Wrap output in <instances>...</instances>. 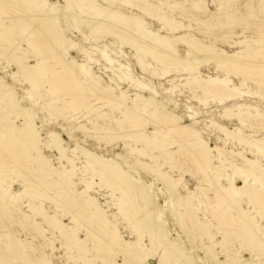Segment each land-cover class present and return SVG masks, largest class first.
<instances>
[{"label": "rangeland", "instance_id": "rangeland-1", "mask_svg": "<svg viewBox=\"0 0 264 264\" xmlns=\"http://www.w3.org/2000/svg\"><path fill=\"white\" fill-rule=\"evenodd\" d=\"M65 1L69 2L70 7L74 8L73 3L70 2V0H55L53 7L55 8V13L57 14L59 19L58 21L61 28L64 30L66 38L71 40L73 43L72 47L70 48V53L74 61H76L78 64H87L92 69L93 74L96 77L101 78L103 82L113 85V87H117L118 83L122 91L125 92L130 99H135L134 94H141L146 97L155 98L159 103L168 108L169 111L179 116L186 126L200 132L204 141L208 142L212 149L218 146L220 148H225L227 151H234L236 153L239 152L242 154L244 153L245 155L243 154V156L249 159H258L264 166L263 155H257L255 152L256 150L248 147L247 145H239V141H233L230 139L228 140L227 136L222 131L211 124L213 121L232 131L235 129H242L245 139H248L249 141L252 139L264 138V130L254 127L255 122H252V124H254L252 125L253 128L251 125L242 127V124L238 119L227 120L220 117L221 115H224V112L227 108L231 109L232 107L233 110H236L235 105L242 104L257 107L264 113V83L262 82V78L259 77L255 71L250 69L247 71H236L238 72L237 75L231 74L230 76L234 82V85L243 91L250 92V96H245L242 98V100H225L224 102H220L218 99L210 96H208V98L207 95H204L200 87H197L198 83L194 82L192 77L198 76L200 79H207V77L210 76H220L227 78L228 74L221 72L217 66L218 59H214L209 63H196L197 65L193 62V65L198 66V68H196V74L191 73L190 71H183V69L175 71L174 68L165 67L155 61V59H153L155 56L154 53L138 55L137 51L135 52V49L131 46V44L128 43V45L124 43L123 45L121 40L118 38L116 39V37H113V35H106L107 33L102 32L100 27V29L98 28L96 32H94V30L92 32L91 27L94 26V21L91 20V22L84 17L86 20L85 22L78 10L73 9L74 12L77 13V16H75L72 12L67 11L68 5ZM97 1L103 6L115 12L118 11V13H122L127 17H139L143 22H145V25L149 30L158 32L160 35L170 38L173 41V45L177 50V53H179L181 56L185 57L189 47L187 46L188 44H186L187 42L178 41L177 38L184 34H191L192 37L194 36L192 39L195 38L196 40H200L203 44L213 49L214 53H226L230 56L234 55L235 53H239V56L241 55V57H249L248 55L245 56L246 54H249L250 56L253 55V57L259 59L258 61L260 63L264 62V0H130L132 6L124 2L111 5L112 3H104L102 0ZM155 8L157 9L155 10ZM1 11L0 16H2V23L6 26H14L13 34L16 35V41L20 43L23 49H26V51L29 52L30 63L32 65H37V63L41 60L36 56L34 47L28 44V38L23 35L24 32H21L20 28L16 25L13 12L11 13L4 9ZM9 14L13 17H10ZM4 17H6V19ZM161 18L166 19L167 21H172L171 26L167 24L165 25L163 22L161 23ZM228 21H231V23L227 24ZM88 24L92 26L90 27ZM175 27L178 29L176 30ZM260 41L261 43H259ZM4 44H6V42L3 43L2 41L1 43L0 38V47L2 46L3 48ZM66 44L67 42H65V45ZM258 44H260V46ZM258 48L260 50H258ZM257 51L258 53L259 51L260 53L263 52V54H254L255 52L257 53ZM105 55H109V57L112 58V61ZM261 57L263 58L261 59ZM47 60L50 65H55L52 58ZM166 70H169L170 72L168 73ZM0 76L4 78L7 83L14 86V89L18 94L19 104L22 107H30L36 112V122L44 142L47 141L50 133L58 132L62 135V138L64 139V146L69 151L74 149L79 143L81 146L93 153H97L105 158L115 159L123 165L126 171H129L137 179L142 178L148 184H153L156 190L155 195L158 198V206L161 210V215L164 217L167 223L169 234L181 241L185 248L192 252V254L197 259L198 264H208V259L205 255V252L208 249L213 250L221 261H225V253L227 251L225 249H231L230 247H232L231 250L236 253L240 251L237 254H239V258L241 259L242 263L247 261L251 262L252 264H264V257H257L259 255V251L256 249L253 250L243 241L245 234L241 230V227H239L241 222L237 219V216L232 211H227L225 206H223L220 201L218 202L217 198L215 197V192L209 189L208 183L206 181H203L205 180V176L203 173H201V171H199L195 160L191 156V150H188L189 148L186 149V147H180L178 145L170 147V151L173 152L172 159L175 158L174 163L177 161L176 164H178V166L175 165L176 169L174 170L170 168V164H164L163 160L159 162L162 170L172 176L175 180H179L180 177L183 176L180 183V195L184 199L187 197H192V200L197 207L196 213H194L195 215L188 214L185 210L186 208L184 206V202L181 207L182 209L180 208L176 212V215H174L169 208V206H171L169 194L160 184L156 183L153 177L146 175L139 167L134 165L136 158L147 163H150V161L145 160L136 153L131 152L129 145H134L131 140H116L108 144L106 141H97L91 138L90 136L95 135L96 127L91 124L90 120H94L95 116L92 115L87 117L83 109L80 108L75 110L69 105H65V102L69 103L71 100V96L69 95H60L57 100V105L61 108H65L64 118L63 115L57 112H51L50 109H48V106L44 105L45 102H42V100L39 98L40 95H43L44 99H47L48 102H53L52 100L55 101L53 94L49 93L50 87L46 84L44 85V81H40L39 87H41L38 89L39 91H33L31 88L32 86L27 83L23 77L18 75V69L16 66L13 63L9 64L7 60L1 56V54ZM244 76H247V78ZM111 78L117 83L111 84ZM139 83L146 85L148 88L144 89L142 85L138 86ZM194 83H196L197 86ZM54 90L56 92L59 91L58 88ZM54 90L52 89V92H55ZM32 97L33 99H30ZM92 104H95L96 108L103 106V108L100 109V113L102 114L105 112L108 114V118L106 117L102 121H99L101 126L104 127L105 125V128L111 126L109 123L106 124L111 118L123 119L119 112L112 111L110 107H104L100 101L94 100ZM11 119L15 120L14 117ZM16 124L19 127H23L22 121H16ZM82 126H85L88 130H90V132L80 129ZM124 127L123 129H120V127L116 125L114 127V124H112L111 128L115 130V133H122V130L125 131ZM146 129V133L153 135L152 133L154 129L152 126L149 125ZM0 133L8 134V129H6L4 126L0 127ZM101 135L105 137V131H101ZM12 141H16L17 143L15 142L13 146ZM9 144L7 148H9V153L11 151V155H5L4 161H6V163L9 162L12 157H15L14 152L16 157L22 154L23 156L21 155L19 158L23 160L26 158L24 153H21L22 145L19 141H17V139L11 140ZM41 149L43 157L50 161L51 166L58 168L55 170L58 172L61 169H63L61 171H64V169L67 171L71 170L66 162H61L59 160V155L56 151L45 146H42ZM75 156L72 158L75 159L76 165L80 167L82 171L71 173L74 176L73 182H76L75 184L77 192L81 193L85 190V184L80 181V177H82L84 180H86V182L90 183V195L96 198L99 205L107 211V218L109 221H111V223H114L117 226L122 237L127 241L138 243V248L144 247L146 255L143 256L141 263L159 264L160 258L158 256H155L152 262L149 261L151 255L154 254V251L157 253L160 252V248L158 246H152V244H150L151 241L149 239V231L147 229L144 230L142 236V232L139 229L130 227L129 221H135V218L133 217L134 208L131 207V203L135 202L136 207H139L140 205L142 206V203L139 202V200L134 201L135 198L133 197V193L123 197V195L118 190L114 191L112 188L111 190L110 186L102 181L101 176L98 174V176L96 175V172L94 173V171L91 170L84 171L85 168L83 167L85 164L83 160H85V158L81 155V153H78ZM231 161H233L235 164L238 163L239 166L244 163L239 157L231 158ZM33 164V167L37 168L38 164L35 165V163H32V165ZM19 167V169L11 170L12 172H10L12 174L10 172H6L7 174L3 172V176L0 174V178L3 180L2 186L8 190L11 196L18 197L25 190L26 184H24V179L26 178H23L22 175L24 170L29 173L27 178L29 185H32L31 181H34L47 186L49 184L52 185V181L54 180L55 182H53L50 190L52 193H57L58 190L60 191V187H58L59 184L57 183L56 173H52L51 176H48V174H45V172L42 173L31 170L32 167L30 165ZM227 170L226 171L228 174L233 173L230 168H227ZM18 171L21 172L18 173ZM93 174L95 175L93 176ZM243 181L244 179L242 177L236 176L235 183L238 186H243ZM221 184L227 185V181L224 180ZM40 192L43 191L41 190ZM36 195L33 194L30 198L31 200L25 197H18L15 205V203L11 204L9 197H2L0 194V264H38L42 258H46L49 261H52L54 264H86L82 259L84 258V254L86 259H89L92 264H104V258H111L112 260H115V264L125 263V258L122 254H114L109 252L108 247H106L102 240L105 237L106 232L103 233V230H100L98 227H96V225L92 224L86 215H82L83 217L81 216L79 222L73 221L67 208L63 206L64 204H69L64 197L63 200L61 197V202L64 203L61 205V202L55 201L53 199H46L42 194H38L37 199H35ZM118 199H120V201ZM127 200L130 201L128 202ZM118 205H125L124 208L126 211L129 209L128 213H130L128 216L131 219L124 218L126 217L125 215L123 216L119 214ZM32 207L36 209L38 207L39 210L43 209L46 214L50 216L56 214L57 218L64 225H66V227H72L74 230H76V234L78 233L77 237L80 238L83 244L80 243V245L75 246V242L71 241V239L69 240L68 235L63 237L59 231L57 232L51 228L48 221H44V219L38 214H36V216L33 213ZM243 207L246 210L249 209L252 211L253 216H256V220L260 223V225L264 226V217L257 215L255 211H253V208L248 206L246 203H243ZM11 210H13L12 213ZM180 211L181 214H179ZM22 213H26L28 217H25ZM182 214L183 221L181 222L180 220V222H178V219L182 218ZM188 216H190V218ZM85 217L87 218L85 219ZM195 221L197 223H201L203 227H208L211 235L215 236L214 239L212 240L210 236L205 235L203 230L204 228L198 227ZM35 222L39 223L37 224L39 225L38 230L36 227H33ZM227 223L229 225H227ZM47 226L49 228H47ZM77 227L79 229H77ZM96 229H99L100 232ZM11 236H13V238L16 240L19 239V242H23L24 245H21V249L24 248L25 251L27 250L26 255L29 254L28 257L21 254V249L12 248L10 246L11 243L9 238ZM227 237L230 239L224 243ZM220 242H223V247L221 244L218 246L216 245ZM85 244L88 247H86ZM98 246L101 247L98 248ZM67 247L71 250L68 251ZM82 247L84 249H82ZM86 249L87 252H85ZM89 249L92 251L94 250V253ZM96 249L98 250L96 251ZM73 253L75 259L73 257ZM78 256L80 257L78 258ZM81 256L83 257L81 258ZM79 259L82 261L79 262ZM74 260H78V263L74 262Z\"/></svg>", "mask_w": 264, "mask_h": 264}, {"label": "bare ground", "instance_id": "bare-ground-1", "mask_svg": "<svg viewBox=\"0 0 264 264\" xmlns=\"http://www.w3.org/2000/svg\"><path fill=\"white\" fill-rule=\"evenodd\" d=\"M102 1L104 3H112L111 5L124 2L132 6L130 0ZM54 2L55 0H0V11L4 9L11 13L13 12L16 25L20 28L21 32H24L23 35L28 38V44L34 47L36 56L41 61H39L37 65H32L30 63L29 52L26 51V49H23L20 43L15 39L16 35L13 34L14 26L11 27L4 25L1 20L2 16H0V38L1 43L3 41V43L6 42V44H4L3 48L2 46L0 47L1 56H3L9 64L13 63L16 66L18 69V75L23 77L24 80L32 86L31 88L33 91H39L38 89L41 87H39L40 81H44V85L46 84L50 87L49 93L53 94L55 101L52 100L53 102H48L47 99H44L43 95H40L39 98L42 100V102H45L44 105L48 106V109H50L51 112H57L63 115L64 118L65 108L59 107L57 105V100L60 95L66 94L71 96V100L69 103L65 102V105H69L75 110L80 108L83 109L87 117L94 115V120H90V122L96 127V132L95 135L90 136L91 138L97 141H106L108 144L116 140H131L134 143V145L132 143V145H129L131 152L136 153L138 156L150 161V163H147L136 158L134 165L139 167L146 175L153 177L156 183L160 184L169 194V200L171 201V206H169V208L174 215H176V212L182 207L184 202V206L186 208L185 210L188 214L195 215L194 213H196L197 207L195 206L192 197H187L184 199L180 195V183L183 176H181L179 180H175L172 176L162 170L159 162L163 160L164 164H170V168L174 170L176 169L175 165L178 166V164H176L177 161L174 163L175 158L172 159L173 152L170 151V147L178 145L180 147H186V149L189 148L188 150H191V156L195 160L199 171H201V173H203L205 176V180L203 181H206L208 183L209 189L215 192V197L217 198L218 202L220 201L223 206H225L227 211H232L237 216V219L241 222L239 227H241V230L245 234L243 241L253 250L256 249L259 251V255L257 256L258 258H263L264 226L260 225V223L256 220V216H253L252 211L249 209L246 210L243 207V203H246L248 206L253 208V211H255L257 215L264 217V166L262 163L258 159L254 160L243 156L244 153L242 154L239 152L236 153L234 151H227L225 148H220L218 146L212 149L208 142L204 141L200 132L186 126L179 116L169 111L168 108L159 103L155 98L146 97L141 94H134L135 99H130L126 93L122 91L119 84L114 79H110L111 84L117 83V87H113V85L103 82L101 78L96 77L93 74L92 69L87 64H78L76 61H74L70 53V48L72 47L73 43L71 40L66 38L64 30L60 26L58 21L59 19L55 13V8L53 7ZM70 2L73 3L74 8L69 6V2H66L68 5L67 11L72 12L75 16H77V13H75L73 9L78 10L85 22L86 20L84 17L89 21H94V26L91 25V27L88 24V26L92 28V32L93 30L96 32V30L100 27L102 32L107 33L106 35H113V37H116V39L118 38L122 41L123 45L124 43L131 44V46L135 49V52L137 51L138 55L154 53L155 56L153 59H155V61L165 67L174 68L175 71L183 69V71L195 73L196 68H198V66H196L197 64L204 62L209 63L214 59H218L217 66L221 72L228 74L227 78L220 76H210L207 77V79H200L198 76L192 77L194 82L198 83V86L196 83L194 84L198 88L200 87L204 95H207V97L210 96L218 99L220 102H224L225 100H242L243 97L250 96V92L243 91L242 89L236 87L233 80L230 78L231 74H238L236 71H247L248 69L253 70L259 75V77L262 78V82L264 83V62L260 63L258 61L259 59L253 57V55L250 56L249 54H246L245 56L248 55L249 57H241V55L239 56V53H235L231 56L226 53H214L213 49L203 44L200 40H196L195 38L192 39L194 36L192 37L191 34H184L177 38L178 41H185L187 42L186 44H188L187 46L189 47V50L184 57L177 53V50L174 48L173 41L170 38L162 36L158 32L149 30L146 27L145 22H143L139 17H127L122 13H118V11L115 12L103 6L97 0H70ZM156 9L157 8H155V10ZM11 16L12 15H10V17ZM4 18L6 19V17ZM231 21H228L227 24H230ZM162 22L169 26L172 24V21H167L166 19L161 18V23ZM175 29L177 30L178 28L175 27ZM65 42H67L66 45ZM259 43H261V41ZM258 45L260 46V44ZM258 50L260 49L258 48ZM254 54L262 55L263 52L260 53L259 51L258 53L257 51V53L255 52ZM105 56L110 58L112 61V58L109 57V55ZM50 58L54 60L55 65L52 66L49 64L47 59ZM262 58L263 57H261V59ZM193 62L197 64L193 65ZM166 71H168V73L170 72L169 70ZM244 77L247 78V76ZM141 85L144 87V89L148 88L142 83L138 84V86ZM57 88L59 89L58 92L54 90ZM52 89L55 92H52ZM151 90L154 91L153 89ZM30 99H33V97ZM94 100L100 101L104 107H110L112 111L119 112L123 119L111 118L109 121L107 120L108 122L106 123L111 124V126L107 125V128H105V125L104 127L101 126L99 121H102L106 117L108 118V114L105 112L101 114L100 109H102L103 106L96 108L95 104H92ZM235 107L236 110H233L232 107L231 109L227 108L224 112V115H221L220 117L227 120L238 119L242 124V127L247 125H251L252 127V125L255 124L254 127L264 130V113L260 109L247 104L235 105ZM13 117L15 120L11 119ZM36 118L37 114L32 108L22 107L19 104L18 94L15 91L14 86L7 83L4 78L0 76V127L4 126L6 129H8V134L0 133V174L3 176V172L6 173L13 169H19V166L30 165L32 167H30L31 170L42 173L45 172V174L47 173L48 176H51L52 173H56L57 183L59 184L58 187H60V191L58 190L57 193H52L50 188L53 185V182H55L54 180L52 181V185L49 184L45 186L34 181H31L32 185H29L27 179L29 173L24 170L22 175L23 178H26L24 179V184H26V186L25 190L18 196L19 198L25 197L31 200L30 198L33 194H42L46 199H53L55 201L61 202V197L62 200L64 197L69 204L67 205L61 202V205L64 204L63 206L67 208L73 221L79 222L81 216L86 215L92 224L96 225V227H98L100 230H103V233L106 232V235L102 240L106 247H108L109 252L114 254H122L125 258L124 264H142L141 261L143 256L146 255L144 247L138 248V243L127 241L122 237L117 226L114 223H111V221H109L107 218V211L99 205L96 198L90 195V183L86 182V180H84L82 177H80V181L85 184V190L81 193L77 192L75 184L76 182H73L74 176L71 173L81 171V168L76 165L75 159H73L75 155L81 153V155L85 158V160H83L85 164L83 167L85 168V170L83 169L84 171L91 170L94 171V173L96 172V175H100L102 181L108 184L110 189L112 188L114 191L118 190L123 195V197L133 193V197L135 198V200H133H139V202L142 203V206L140 205L139 207L135 206V202L131 203V207L134 208L133 217L135 218V221L130 220L129 222L130 227H135L142 232V236L143 231L147 229L149 231V239L151 241L150 244L160 248L159 253L154 251V254L151 255L149 260L150 262H152L155 256H158L160 258L159 264H198L197 259L192 254V252L185 248L181 241L169 234L167 223L164 217L161 215V210L158 206V198L155 195L156 190L153 184H148L142 178L137 179L129 171H126L123 165L115 159L105 158L97 153H93L81 146L79 143L74 149L69 151L65 148L64 139L58 132L50 133L47 141L44 142L43 137L38 129ZM16 121H22L23 127H19L16 124ZM252 122L255 123L252 124ZM112 124H114V127L115 125L120 127V129H123V127L126 126L124 127L125 131L120 130L122 133H115V130L111 128ZM211 124L222 131L227 136L228 140L230 139L233 141H239V145H247L248 147L255 149L257 155L261 154L264 156V138L252 139L249 141L248 139H245L242 129H235L232 131L213 121ZM149 125L154 129L152 133L153 135L146 133V128ZM80 129L90 132V130H88L85 126L80 127ZM101 131H105V137L101 135ZM13 139H17V141L20 142L22 145L21 153H24L26 158L24 160L19 158L22 154H18L19 156L16 157L14 152L15 157H12L10 161L6 163V161H4V157L5 155L11 153V151L10 153L8 152L9 148H7V146ZM15 142H13V146ZM42 146L56 151L59 155V160L61 162H66L71 170L67 171L64 169V171H61L63 170L61 169V172L55 170L58 168L52 167L50 161L43 157L41 149ZM234 157L241 158L244 163H241V166H239L238 163L235 164L233 162L234 160L231 161V158ZM32 163H35V165L38 164L37 168L33 167L34 164L32 165ZM227 168H230L233 173L228 174ZM19 172L21 171H18V173ZM94 175L95 174H93V176ZM236 176L242 177L244 179L243 186L240 187L235 183ZM224 180L227 181V185L221 184ZM2 184L3 180L0 178L1 196L9 197L11 204H14L18 200V197L11 196L8 190L2 186ZM41 190L43 192H40ZM37 195L35 199H37ZM118 200L120 201V199ZM124 207L125 205H118L119 214L123 216L125 215L126 217L124 218L131 219L128 216L130 213H128L129 209L126 211ZM32 210L35 215L38 214L44 219V221H48L51 228L57 232L59 231L63 237L68 235L69 240L71 239V241L75 242V246L80 245V243L83 244L80 238L77 237L78 233L76 234V230H74L72 227H66V225H64L57 218L56 214L53 216L47 215L43 209L39 210L38 207L37 209L32 207ZM12 211L13 210H11V213ZM22 214L25 217H28L26 213ZM179 214H181V211ZM181 216L182 218L178 219V222H180V220L181 222L183 221V214ZM87 217H85V219ZM188 217L190 218V216ZM37 224L39 223L35 222L33 227H36L38 230L39 225ZM227 225L229 224L227 223ZM197 226L204 228V234L210 236L212 240L214 239L215 236L211 235L208 227H203L201 223H197ZM47 228L49 227L47 226ZM77 229L79 228L77 227ZM228 239L230 238L227 237L224 243L228 241ZM9 240L11 243L10 246L12 248L21 249V247L24 245L23 242H19V239L16 240L13 238V236H11ZM220 244L223 247V242L217 243L216 245L218 246ZM100 247L98 246V248ZM230 248L232 249V247ZM82 249L84 248L82 247ZM231 249H225L227 250L225 253V261H221L213 250L208 249L205 252V255L208 259V264H252L251 262L247 261L242 263L241 259L239 258V254H237L240 251L236 253ZM67 250L69 251L71 249L67 247ZM97 250L98 249H96V251ZM26 251L24 248L20 250L23 256L25 255L28 257L29 254L26 255ZM93 251L91 250V252ZM85 252H87V249ZM79 257L80 256H78V258ZM82 257L83 256H81V258ZM82 259L86 264H92L89 259H86L85 254L84 258ZM77 261L78 260H74V262ZM80 261L82 260L79 259V262ZM114 261L115 260H112L111 258L103 259L104 264H115ZM38 264L54 263L46 258H42Z\"/></svg>", "mask_w": 264, "mask_h": 264}]
</instances>
